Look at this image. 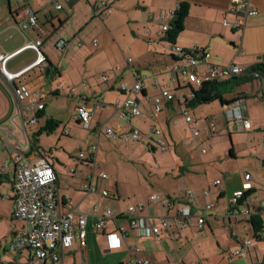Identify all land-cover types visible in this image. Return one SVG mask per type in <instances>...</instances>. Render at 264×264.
<instances>
[{
	"label": "crops",
	"instance_id": "0c3cea01",
	"mask_svg": "<svg viewBox=\"0 0 264 264\" xmlns=\"http://www.w3.org/2000/svg\"><path fill=\"white\" fill-rule=\"evenodd\" d=\"M250 1L251 6L258 11V14L248 17L245 26L236 31L224 25V20L232 24L237 18L231 12L233 7L231 0H70L64 4L61 11L55 10L49 0H8V17L5 12L0 11V50L6 54H12L19 51L26 41L47 40L48 36L55 32H59L72 45L75 44L77 37L84 39V48L76 52L72 50L57 51L52 44H46L44 46V53L47 57L46 71L34 68L22 76L19 81L28 85L32 90H40L45 96L44 115L46 114V100L51 96H60L63 93H69L68 96L76 101L77 111L74 120L78 115V108L83 105L93 113L89 128L99 113L96 121L97 126L93 130L94 136L97 137L98 149L102 134L98 135L97 130L99 127L107 125L112 129L117 127L116 131H120L118 132L120 134L117 133L119 137L113 139H119L126 132L140 131L142 140L132 142L136 144L147 143L154 151L153 147L158 144L161 147V142L170 143H168L165 132L156 129L155 126L167 125L170 131L172 126L177 129L184 121L187 123L186 119L184 120L179 116L183 115L185 118L186 113L191 115L187 112L188 109L182 101L184 96L189 97L190 95V92L184 90L189 83L184 76L181 77L180 74L171 72L175 63L172 57L170 61H167L165 57L162 61H158L159 64L166 67V70H160L162 67L160 66L158 72L151 70L154 73L150 76L146 66L141 65L143 62H140L137 56H135L136 66L132 65L133 59L132 63L128 65L126 63L127 58L122 56L121 62L124 66L118 63L119 70H116L117 66L114 64L102 68L103 64H110L112 56L96 49L98 46L95 47L93 42L97 41L99 45V40L92 35L103 34L104 32L101 31L103 27L111 35H129L130 33L148 35L147 40L151 45L146 49H153L156 54L165 56L164 49L161 47L166 42L163 41L164 35L161 34L162 16L168 19L181 2H187L191 5L190 13L185 21L184 30L175 45L185 50L198 47L208 53L209 56L205 57L197 66V71L203 74L210 67H224L230 64L248 71L253 66L264 63V0ZM101 3H110V13L104 17L95 15L97 7ZM114 5L115 8L113 9ZM26 8L34 10L39 23L33 30L22 34L18 27L25 19L23 11ZM84 35L86 36L84 37ZM88 38H91L89 43L92 49L85 51L89 45ZM114 51L115 56H118L117 47H114ZM58 53H61L63 58L69 61L67 65L69 69L63 70L56 66L54 58ZM22 54H27V58L22 60L14 69H10L9 62V71L13 73L22 71L37 59V54L33 50H26L19 56ZM78 57L80 59L83 57L82 61L84 65L86 64V68L88 67L93 71L90 78H86L89 73L83 74L79 69L72 67L74 60ZM94 67L100 69L96 70ZM47 69H51L61 79L54 82L57 84V88L50 93L45 90L47 85L45 79L49 76ZM101 71L109 74L107 83H104L103 80L96 83L93 81V75ZM164 74L170 75L171 83L164 82L161 78ZM63 78H67L68 81L63 80ZM182 80H184V84ZM137 82L143 84V91L139 95H132V97L137 100L142 114L135 117L125 111L127 115L122 117L123 111H119L114 103L117 100L124 101L129 95L121 91V85L132 86ZM166 86H169L173 92L179 89L180 92L178 91L177 95L180 102L164 101L161 112L153 114L154 99L160 96L162 89ZM72 89H75V93H72ZM225 98L229 102L236 100L235 102L246 107L244 116L250 121V129L245 130L242 122L227 118L225 114L227 106L224 107L223 105L219 107L216 104H209L208 109L205 108L206 110H203L199 117L193 116L197 121H200V118L204 119L206 128L211 132L212 137L217 133L221 136H229L230 162L244 160L243 167L223 169L222 180L218 178L213 182L209 180L208 183H202V180L198 179V176L202 175L199 166L202 167L203 160L201 162L175 160V166H172L171 169L176 167L177 171L171 174V178L184 180V184L178 188L179 192L174 190L175 183L172 181L171 184L161 187L168 192L165 195L160 194L156 191L157 186H160L158 179H152L149 180V184L142 192L139 190L126 193L118 182L114 188L109 177L107 180L102 179L100 174L104 172L100 171V167L93 171L88 164L90 169L83 172V178L75 179L74 177L79 176L77 169H72L70 174L66 170L63 172L58 170L48 156L38 151L37 154H34L33 149L35 147H31L27 151V159L31 165L43 158L50 161L57 173V187L61 199L65 205L71 206L76 212L102 216L106 209L110 208L119 222H126L125 218L129 209L139 203H144L147 206L145 214L151 215L156 225L160 223V216L167 214L174 216L176 210L181 206H189L195 216L201 214L206 216L203 227L198 226L197 218L194 216L190 225L179 232L176 238L167 232H163L160 241L154 238L130 239L128 245L139 246L143 253L151 258L153 264H250V261H255L259 257L264 259V242H259L254 237L253 229L249 223V215L246 212L247 207H240L237 215L229 209L234 194L241 191L246 184L245 176L247 174L251 175L249 183L254 190L252 199L264 201V77L235 88ZM98 102L102 103V107L95 111V104ZM16 112L17 103L12 88L6 84L0 75V125L7 129L0 133L3 141L0 146V166L11 163V168L3 175L0 182V264H41L34 260L29 250H11L12 242L25 226L24 222L13 217L16 178L15 164L12 163L15 152L13 148L24 142L20 129L10 123V119L16 115ZM165 112L166 115L163 116ZM142 116L144 118L133 123V120ZM99 118H105L106 122L101 125ZM113 121L126 122L129 126H122V129L121 126L114 127L110 124ZM16 122L17 124L20 123L18 119ZM150 123L154 126L151 131L152 135L149 134L146 127ZM155 130L160 131L161 134L157 135ZM170 138L173 142L171 145H173L174 151L178 152L174 133H170ZM218 146L215 144L211 151L214 161H216L215 155L218 154L216 152ZM199 158L202 159V157ZM73 170L76 171L77 175L73 174ZM179 172L185 173L180 175ZM160 179L163 181L164 177ZM217 181H221V184L216 185ZM91 184L96 186L95 192H89L88 188ZM210 187L215 189L214 196L211 191L210 196H208L211 198L212 203L210 204L213 205V208L206 212L205 207L199 206L198 199L202 198V190L204 197H206L205 191ZM105 190L110 192V197L104 198L101 201V206L95 211L94 208ZM187 191L192 193L190 199H186ZM155 194L160 195L164 201L172 203L174 209L168 211L161 203L152 205L150 203L151 197ZM216 196H219L218 199H226V205H222L217 200L218 207L215 206L214 199ZM125 197L129 200L127 203L123 201ZM208 217H211L212 220L209 221ZM174 226V230L178 231L180 220H175ZM113 228V223H109L105 230L90 228L85 239V245L78 240L75 241L73 247L66 251L63 264H131L132 254L127 245L121 250L111 249L110 240L106 233ZM246 240L252 242L250 259L234 257L232 253L241 248V243Z\"/></svg>",
	"mask_w": 264,
	"mask_h": 264
},
{
	"label": "built area",
	"instance_id": "2783aa9c",
	"mask_svg": "<svg viewBox=\"0 0 264 264\" xmlns=\"http://www.w3.org/2000/svg\"><path fill=\"white\" fill-rule=\"evenodd\" d=\"M49 1L52 7L57 11H61L64 4L70 2V0ZM231 2L233 4L231 12L234 13L237 18L232 24L224 20V25L238 31L245 26L247 18L256 16L258 11L251 6L250 0H231ZM23 13L25 19L18 27L22 34L29 30H33L39 23L37 15L31 8L24 9ZM109 13L110 3H101L97 7L95 15L104 17ZM173 15L174 12L169 15L168 19L162 16V36L168 31L169 23L173 19ZM76 39L75 44L72 45L68 43L59 32H55L50 34L47 40L37 39L33 42L26 41L25 45L19 51L12 54H6L4 51L0 50V75L6 84L12 88L17 103L16 115L10 119V123L16 125L20 129L24 139V142L13 148L15 152L12 163L15 164L16 173L14 183L15 209L13 217L18 221L24 222L25 226L12 242L11 250H29L34 260L41 264L45 262L63 264L66 251L73 247L75 241L78 240L85 245V239L90 228L93 230H105L109 223H113L114 228L106 233L110 240L111 249L121 250L127 245L132 254L131 264H153L151 258L145 255L139 246H129V240L132 238H154L160 241L163 232H167L170 236L176 238L179 232H182L185 227L190 225L192 218L195 216L189 206H181L176 210L174 216H169L168 214L160 216L159 225L154 224V218L151 215L145 214L147 206L144 203H139L129 209L125 218L126 222H119V219L114 216L110 208H107L105 214L102 216H92L90 214L76 212L71 206L65 205L64 201L61 199L57 187V173L50 161L47 158H43L33 165L28 162L27 151L30 150L31 147H34L32 136L36 134L37 125L40 121L38 113L45 109V96L40 90H32L28 85L19 80L28 71L34 68H40L42 71H46L47 57L44 53V46L46 44H52L57 51L72 50L76 52L80 51L85 46L84 39L79 37ZM93 43L95 47L98 46L97 41ZM26 50H33L36 52V61L26 69L17 73L9 71L8 63ZM170 50L172 56L175 58V63L171 72L177 75L182 74L195 90L200 88L202 84L207 81L241 77L246 72L238 66L230 64L224 67H210L206 73L200 74L197 71V66L205 57L209 56L204 49L194 47L192 50H185L176 45H172ZM126 63L130 65L132 59L127 58ZM116 70H119V66L116 67ZM252 76L254 78H260L258 73H254ZM102 80L104 83H107L109 81V75L103 74ZM121 91L129 95L124 101L121 102L117 100L114 103L119 111H123L122 117H126L127 113H130L131 116L139 117L142 112L137 100L132 97V95H139L143 91V84L139 82L132 86L122 84ZM72 93H75V89H72ZM190 96L191 95H189V97ZM164 101L180 102V99L177 93L173 92L169 86L164 87L160 96L154 99L153 114L161 112L162 103ZM101 107L102 103H96L95 111L100 110ZM245 110L246 107L241 103L234 102L226 107L225 114L227 118L242 122L243 128L247 130L250 129L251 124L244 116ZM92 115L93 113L83 105L78 108L76 119L86 128H89ZM16 119H18L20 123L17 124ZM185 119L190 127L192 135L198 137L200 134L198 130L199 121L188 113L185 114ZM6 130L5 127L0 125V133ZM97 131L98 135L105 134L111 139L119 137L114 129L107 125L99 127ZM154 132L157 135L161 134V132L157 130ZM141 140L142 135L138 130L131 132L130 137L125 139L126 142H140ZM2 144L3 141L0 137V146ZM161 147L164 152H172V146L169 144L161 142ZM98 150V145H94L90 151L89 158H87L86 154L83 152L79 156V159L87 162V164L92 167L93 171L97 167H100L97 162ZM202 152L205 153V149H203ZM10 168L11 163L3 164L0 166V174L5 175ZM73 174L77 175L75 170H73ZM100 177L104 180L108 179L105 173H101ZM245 180L246 184L243 186V189L234 194L230 203L231 209L235 215L239 213L238 211L240 208L237 204L243 198L244 194L253 188L249 183L251 175L247 174ZM215 184L220 185L221 181H217ZM88 190L89 192H95L96 186L91 184ZM186 195L191 198V191H187ZM205 196H210V191H205ZM108 197H110V192L107 190L103 191L102 198L97 203L94 210L97 211L101 206V201ZM247 201L248 202L241 207L248 208V210H246L248 215L256 211H260L264 214V201L253 200L252 196H250ZM150 203L152 205L161 203L168 211L174 209L172 203L164 201L158 194L151 197ZM212 208V204H207L205 211L208 212ZM195 217L197 218L198 226L200 228L203 227L206 216L201 214ZM177 219L180 220V227L178 231H175L174 225ZM261 237L264 239V232L261 233ZM251 245V240L243 241L241 243V248L234 251L232 255L234 257L249 260ZM250 264H264V259L263 257H259L255 261H250Z\"/></svg>",
	"mask_w": 264,
	"mask_h": 264
},
{
	"label": "rangeland",
	"instance_id": "374dc122",
	"mask_svg": "<svg viewBox=\"0 0 264 264\" xmlns=\"http://www.w3.org/2000/svg\"><path fill=\"white\" fill-rule=\"evenodd\" d=\"M7 6L8 0H0V11L5 12L6 16L8 17ZM114 8L115 5L113 6V9ZM101 31L104 32L101 35H92L99 40V45L96 49L112 56V58L110 59V64H103L102 68L106 65H108L107 67H109L111 64H114V66L117 67L119 66V64L123 65V63L121 62L122 56L124 58L133 59L134 62L132 65L136 66L137 61L135 59V56H137L139 61L143 62L141 63V65L143 66L144 64V66H146L148 70L146 71L150 76L154 73L151 70L158 72V68L162 66V64H159L158 61H162L164 57L167 61H170L171 59L172 54L170 48L172 45L168 42H165V44L161 46L162 49H164L163 53L165 56H163L156 54L153 49H146L151 45L147 40L148 35H133V33H130L129 35H111L109 31L105 29V27H103ZM85 36L86 35H84V37ZM90 40L91 38H88L87 42L89 43ZM2 42L5 44L3 40ZM114 47H117L118 49V56H115L114 54ZM90 49H92V46L89 43L85 51H89ZM27 54H22L20 56L17 55L16 57H14L10 61V69H14L20 64L22 60H25L27 58ZM82 58H76L73 62L72 67L79 69L83 74L85 72L87 74L89 73L88 76L86 75V78H90V74L93 71L88 67V69L86 68V64L84 65ZM54 61L56 62V66L61 67L63 70L69 69V67L67 66L69 61L63 58L61 53H58L56 55ZM98 69L100 68L97 67L96 70ZM160 70H166V67L162 66ZM104 72L102 73L101 71L98 72V74L95 73L92 77L93 81L96 83L99 80H102V76L103 74H105ZM107 72H109L108 69ZM180 75L181 77L183 76L182 74ZM161 78H163L164 82L171 83L170 75L164 74L161 76ZM66 79L63 78V80ZM59 80L61 79L59 78V76L57 77L56 74L46 77V92L50 93L51 91H54L57 88V84L54 82H57ZM182 82L184 84V80H182ZM187 87L188 86H186L184 90L190 92V89ZM68 95L69 93H63L60 96H51L46 100V114L40 119L37 125V132L34 136H32L33 143L36 145L33 150L35 151L34 154H37L38 151L39 153L48 156L53 161L56 168L62 172L63 170H66L68 174H70V171H72V169H77V173L79 176L74 178L82 179V176L84 174L83 172H85V170L87 172L90 167L88 166L87 162L81 161L79 159V156L83 152L86 154L87 158H89L92 147L97 144V137L94 136L93 130L97 126L96 121L98 119L99 113H97V118H95L90 128H86L83 124L76 123L74 120L76 116L75 113L77 111L75 103L76 101ZM211 104H216L217 106L221 107V102L219 101ZM207 107L208 105H203L200 107L188 109L187 112H189L192 116L199 117V114L203 110L208 109ZM165 115L166 112L163 114V116ZM179 117L185 120L183 115H180ZM49 118H54L55 120L60 122L58 128L51 134L44 131L41 134L37 135V133H39V131L45 127L46 121ZM142 118H144V116L140 117L139 119L133 120V123L141 120ZM99 120L101 125L106 122L105 118H99ZM110 124L114 127L121 126V129L123 127L129 126L126 122L117 121H113ZM199 124L200 125L198 127V130L200 134L198 137H194L192 135L190 127L187 123H185V121L179 127H177V129H174V126H172V132L171 130H168L167 125L155 126L156 129L163 130L165 132L168 143L170 142L169 145L173 144L170 138V133H174L176 143L178 144V152L174 151L173 145H171L173 149L172 152H164L159 144L153 147V151L147 143L136 144L132 141L126 142L125 139L127 137H130L131 135V133L129 132L124 133L119 139H109L105 134H102L99 140V153L97 155V162L100 166V171L107 174L114 188L116 187V182H118L122 187V190H124V192L126 193H133L139 190H141L142 192V190L149 184V180L158 179L160 186H157L158 189L156 191H158L160 194L165 195L168 191H165V189L161 188L162 186L171 184V182L173 181V183H175L174 190L176 189L178 191V188H180L181 185L184 184L183 179L171 178V174L177 171L176 167H173L174 169H171L172 166H175V160L187 162L190 160L194 162H201V160H203L204 164L202 165V167L199 166L202 175L198 176V179L202 180V183H208L209 180H212L213 182L218 178L222 180V170L225 168L230 169L235 167H243L244 160H238V162H230L228 151L230 140L228 135L221 136L217 133L214 137H212L211 132L206 128L204 119L200 118ZM146 127L148 128L147 130L149 134L152 135L151 131L153 130L154 126L150 123L146 125ZM114 130L116 131L117 127H115ZM118 132L116 131V133ZM213 142L215 143L213 144ZM215 144L219 145L216 149V152L218 153L217 155H215L216 161H214V158L211 156V151ZM203 149H205L206 154H203V152H201V150ZM199 157H202V159H200ZM205 171H207V173H205ZM161 177H164L163 181L160 179ZM214 190L215 189L211 187L210 189H206V191H211V194L213 196ZM185 196L186 199H190L187 195ZM218 198L219 196H216L214 199L215 206L218 207V201H220L219 203H221L222 205H226V199ZM123 201L124 203H127L129 200L127 199V197H125ZM198 203L201 208H204L207 204H210L212 202L211 198L204 197V191L202 190V198L198 199ZM208 219L209 221L212 220L211 217H208Z\"/></svg>",
	"mask_w": 264,
	"mask_h": 264
},
{
	"label": "trees",
	"instance_id": "16d2710c",
	"mask_svg": "<svg viewBox=\"0 0 264 264\" xmlns=\"http://www.w3.org/2000/svg\"><path fill=\"white\" fill-rule=\"evenodd\" d=\"M191 9V5L187 2H181L178 6V8L175 10L173 19L169 23V29L165 33L163 37V41H166L170 43L171 45H175L179 36L184 30L185 27V21L187 17L189 16ZM173 59L174 56L171 55ZM254 73H258L260 75V78H254L252 75ZM55 74L50 69L49 76ZM261 77H264V63L258 64L256 66H253L250 70L246 71L245 74L241 77H232L229 79H221V80H214V81H207L202 84L200 88L195 90L190 84L187 88L190 89V97H183L182 101L184 102V105L187 109H192L196 107H200L203 105H209L214 102H221V105L229 106L233 104L236 100L229 102L225 98L228 94H231L232 91L245 84L252 82L254 80L261 79ZM179 89L175 90V93H178ZM57 94V93H55ZM234 98V97H233ZM236 99V98H234ZM44 115V111H41L38 113V118H42ZM75 122L78 124H81V122L78 119H75ZM60 125V122L49 118L46 121V125L44 128H42L37 135L41 134L42 132H47L51 134L54 132L58 126ZM35 135V134H34ZM33 146L36 147V145L33 143ZM39 150V149H38ZM185 172H179L180 175L184 174ZM3 175L0 174V182L2 180ZM254 193V190L251 189L250 191L246 192L243 196V198L239 201L237 206L241 207L248 202V198L252 196ZM250 207V205H249ZM232 211L231 207L229 209ZM249 223L251 224V227L254 232V237L259 242H264V239L261 237V233L264 232V217L263 213L260 211H256L255 213H252L249 215Z\"/></svg>",
	"mask_w": 264,
	"mask_h": 264
},
{
	"label": "water",
	"instance_id": "95a60500",
	"mask_svg": "<svg viewBox=\"0 0 264 264\" xmlns=\"http://www.w3.org/2000/svg\"><path fill=\"white\" fill-rule=\"evenodd\" d=\"M49 73H50V69H47V74L49 75Z\"/></svg>",
	"mask_w": 264,
	"mask_h": 264
}]
</instances>
